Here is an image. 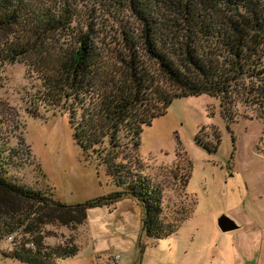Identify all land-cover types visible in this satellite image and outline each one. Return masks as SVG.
<instances>
[{
	"label": "rangeland",
	"instance_id": "374dc122",
	"mask_svg": "<svg viewBox=\"0 0 264 264\" xmlns=\"http://www.w3.org/2000/svg\"><path fill=\"white\" fill-rule=\"evenodd\" d=\"M153 8L151 14L159 17L161 11ZM166 16L171 15L162 18ZM77 17L91 23L95 41L105 51L117 46L121 32H140L127 0H83ZM79 26L73 32L85 29ZM59 39L63 47L72 43L70 33ZM43 83L29 62L0 65L5 153L12 149L23 159L20 167H11L10 178L76 204L121 190L109 172L122 163L124 170L141 172L159 186L166 222L190 216L175 235L152 241L141 230V206L127 196L110 206L89 208L86 220L76 226L52 221L18 230L14 241L0 240V264H24L4 253L23 243L34 249L35 238L44 247H77L76 254L56 264H264V122L253 106L234 99L226 107L232 119L227 121L217 97H177L164 115L143 126L136 157L125 153L122 138L111 153L117 158L107 164L76 142L67 105L42 100ZM206 143L216 150L209 152L202 146ZM25 207L21 204L19 210ZM222 214L241 229L222 232L217 226ZM237 233H243L241 245L236 239L231 243L230 235Z\"/></svg>",
	"mask_w": 264,
	"mask_h": 264
},
{
	"label": "trees",
	"instance_id": "16d2710c",
	"mask_svg": "<svg viewBox=\"0 0 264 264\" xmlns=\"http://www.w3.org/2000/svg\"><path fill=\"white\" fill-rule=\"evenodd\" d=\"M82 1L0 0V65L29 62L43 79L42 100L67 105L74 139L82 149L96 151L103 163L117 158L111 153L122 138L125 153L136 157L143 126L164 115L177 97H217L227 121L232 119L226 107L238 98L264 122V0H127L140 32H121L117 46L108 51L96 43L91 23L77 17ZM153 6L161 11L159 17L151 14ZM77 24L85 29L73 32ZM69 33L72 43L63 47L59 37ZM31 115L38 116L34 110ZM6 145L0 126V240L37 223L76 226L86 220L89 208L127 196L141 206V230L152 241L175 235L190 216L166 222L159 186L141 172L124 170L122 163L109 172L121 190L63 203L9 177L11 167H20L23 159L12 149L5 153ZM189 177L190 172L184 188ZM33 214L38 222L31 220ZM34 243V249L23 243L4 257L56 264L78 250L44 247L40 238Z\"/></svg>",
	"mask_w": 264,
	"mask_h": 264
},
{
	"label": "water",
	"instance_id": "95a60500",
	"mask_svg": "<svg viewBox=\"0 0 264 264\" xmlns=\"http://www.w3.org/2000/svg\"><path fill=\"white\" fill-rule=\"evenodd\" d=\"M217 226L222 232H231L240 227L239 224L225 214L218 217Z\"/></svg>",
	"mask_w": 264,
	"mask_h": 264
},
{
	"label": "crops",
	"instance_id": "0c3cea01",
	"mask_svg": "<svg viewBox=\"0 0 264 264\" xmlns=\"http://www.w3.org/2000/svg\"><path fill=\"white\" fill-rule=\"evenodd\" d=\"M241 228H238V229H236V230H240ZM235 231V230H234ZM241 237H243V233L240 235V233H237V235H230V238H231V240H232V244H233V242H235V239H236V243L238 244V245H241ZM229 241H230V239H229ZM231 246V245H230Z\"/></svg>",
	"mask_w": 264,
	"mask_h": 264
},
{
	"label": "built area",
	"instance_id": "2783aa9c",
	"mask_svg": "<svg viewBox=\"0 0 264 264\" xmlns=\"http://www.w3.org/2000/svg\"><path fill=\"white\" fill-rule=\"evenodd\" d=\"M8 239L14 241L16 239V234L9 235Z\"/></svg>",
	"mask_w": 264,
	"mask_h": 264
}]
</instances>
